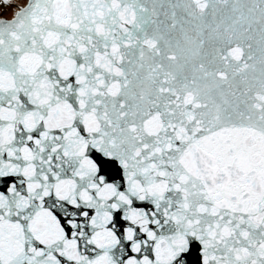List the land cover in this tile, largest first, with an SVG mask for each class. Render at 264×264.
Instances as JSON below:
<instances>
[{
    "label": "snow or ice",
    "instance_id": "snow-or-ice-1",
    "mask_svg": "<svg viewBox=\"0 0 264 264\" xmlns=\"http://www.w3.org/2000/svg\"><path fill=\"white\" fill-rule=\"evenodd\" d=\"M0 3V264H264V0Z\"/></svg>",
    "mask_w": 264,
    "mask_h": 264
},
{
    "label": "rangeland",
    "instance_id": "rangeland-1",
    "mask_svg": "<svg viewBox=\"0 0 264 264\" xmlns=\"http://www.w3.org/2000/svg\"><path fill=\"white\" fill-rule=\"evenodd\" d=\"M14 2H18V0H14ZM11 11H12L11 9L5 10V6L2 3H0V14L11 15Z\"/></svg>",
    "mask_w": 264,
    "mask_h": 264
}]
</instances>
